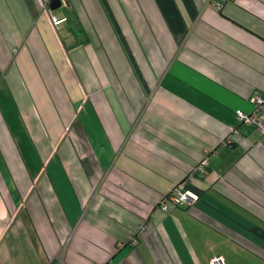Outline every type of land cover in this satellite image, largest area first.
<instances>
[{"label": "crops", "instance_id": "crops-1", "mask_svg": "<svg viewBox=\"0 0 264 264\" xmlns=\"http://www.w3.org/2000/svg\"><path fill=\"white\" fill-rule=\"evenodd\" d=\"M50 2L0 0V264H264V0Z\"/></svg>", "mask_w": 264, "mask_h": 264}, {"label": "built area", "instance_id": "built-area-1", "mask_svg": "<svg viewBox=\"0 0 264 264\" xmlns=\"http://www.w3.org/2000/svg\"><path fill=\"white\" fill-rule=\"evenodd\" d=\"M220 8L221 5L219 4ZM48 16L53 25L59 29L62 19L58 14L48 9ZM253 104V109L251 111H245L242 109L236 110V115L239 121L245 123H254L257 129L264 133V96L255 93L250 97ZM208 157H204L200 163L197 165L195 170H201L208 163ZM199 195L190 190L186 189L183 183L177 184L173 187L160 201V206L163 209H167L169 203L176 204H192L198 199ZM210 264H226L224 257L220 254H215L210 258Z\"/></svg>", "mask_w": 264, "mask_h": 264}, {"label": "rangeland", "instance_id": "rangeland-1", "mask_svg": "<svg viewBox=\"0 0 264 264\" xmlns=\"http://www.w3.org/2000/svg\"><path fill=\"white\" fill-rule=\"evenodd\" d=\"M59 13L60 14H62V11L61 10H59ZM67 14V13H66ZM73 17H71V15H69V14H67V15H64V19H63V21L61 22V29H60V31L63 33V38H64V40H65V44H66V47L69 49H71V43H72V35H71V33H70V30H71V28H74V24H73V19H72ZM70 23V28H68L67 27V23ZM59 31V30H58ZM68 60L70 61V58H68ZM60 64V63H59ZM70 76V74H69V72L67 71V68L66 67H64L63 66V83H64V87H68V90L70 91V90H75V87H74V85H72V80H71V78L69 77ZM94 81L97 83V80L96 79H94ZM60 88V87H59ZM53 96H54V94H53ZM67 97V94L66 93H64L63 94V98H66ZM66 103V104H65ZM65 103H64V106L66 107L67 106V108H64V110L63 111H58L59 113L61 112V113H64V115H62L63 117H61L59 114V116H57V115H55L52 111H46V113L48 114V115H53V116H56V117H58V119H59V124L61 123V121H65V120H63V119H67L68 118V116H67V114L68 115H71L72 113H73V109H71V102H70V100L69 99H67V101L65 100ZM56 112V111H55ZM67 122V121H66ZM71 127V125L68 127V128H70ZM62 129H63V126H61V125H56L54 128H53V130L54 131H57V133H60L61 131H62Z\"/></svg>", "mask_w": 264, "mask_h": 264}, {"label": "water", "instance_id": "water-1", "mask_svg": "<svg viewBox=\"0 0 264 264\" xmlns=\"http://www.w3.org/2000/svg\"><path fill=\"white\" fill-rule=\"evenodd\" d=\"M62 4V0H51L50 2V6H51V9L55 10V9H58Z\"/></svg>", "mask_w": 264, "mask_h": 264}]
</instances>
